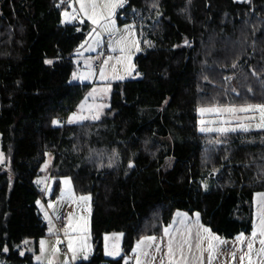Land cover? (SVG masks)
Returning a JSON list of instances; mask_svg holds the SVG:
<instances>
[{
    "label": "trees",
    "instance_id": "1",
    "mask_svg": "<svg viewBox=\"0 0 264 264\" xmlns=\"http://www.w3.org/2000/svg\"><path fill=\"white\" fill-rule=\"evenodd\" d=\"M69 3L0 0V135L10 162L0 165V264H35L16 246L49 237L35 185L49 155L51 199L65 178L91 197L93 254L76 264L108 261L104 237L114 233L122 257L109 262L124 264L177 212L199 213L226 240L252 234L264 129L200 133L197 112L264 104V0H126L118 22L142 38L140 78L111 83L104 116L81 124L66 122L90 85L70 78L92 26L62 22Z\"/></svg>",
    "mask_w": 264,
    "mask_h": 264
},
{
    "label": "rangeland",
    "instance_id": "2",
    "mask_svg": "<svg viewBox=\"0 0 264 264\" xmlns=\"http://www.w3.org/2000/svg\"><path fill=\"white\" fill-rule=\"evenodd\" d=\"M125 5V4H124ZM74 7L78 8L79 5L78 4H73ZM124 8V7H122ZM122 8H118L116 9V15H115V19H116V27L117 29H120L121 31H125V27H120L119 26V22H118V16H121L120 14H122L121 9ZM72 8L68 11V12H72ZM125 16V15H122ZM79 22V20H76ZM76 21L73 22H66V23H74ZM84 21H87L91 26L92 29L94 27V25L87 19H85ZM131 26V36L130 39L131 40H135L139 42V49H142V38L140 39L139 37L137 38V33L134 30V26ZM96 32L100 33V39L102 41L101 44L95 46V50H89V44L92 43V38L96 35V33L92 32L91 36H89L88 38V43L83 44V47L79 48V51L76 53V58L74 59V71L72 73V76L70 78V83L72 84H82V85H91L90 88L94 87V89H97V93L90 95V93H93V90H88V92L86 93L85 97L83 98V100L81 101V103L79 104V106L76 109V113H72V115L70 116L73 117L75 115L76 119H74V121L70 124H81L84 122H97L99 121L105 114V111L107 110V108L109 107V102L111 99V95H112V85L111 83L113 82H117L119 80H128V79H138L140 78V75L137 73L136 71V65H135V58L138 54V51H136V49L133 47L130 49L129 51V55L131 56V60H130V64H131V68H127L128 65V61H125L123 63H117V57L120 56V52L116 53L117 57L113 58L111 57V53H114V51H112L110 49L111 47V40H109L110 37L114 36L115 34H112L111 36L107 33H104L100 28H96ZM121 35H126V34H121ZM108 39V41L106 42V44H104V40ZM150 42L148 41L146 43L147 46H150ZM104 45L106 46L107 50H108V54L103 56L102 54V49L104 47ZM139 50V52H140ZM109 57H111V59H109ZM107 60L108 63L107 65H104V61ZM100 63L101 64V68L103 67L105 69V75H106V79L101 80L100 79V71H97L95 69V64ZM113 67H115V71H113ZM100 68V69H101ZM123 72L126 74L125 76H123ZM89 73H92L91 75H89ZM97 77H99V80H97ZM119 77H123V79H120ZM101 80V81H100ZM105 82V83H103ZM109 89V91L107 92H101L99 90L101 89ZM105 105V107L100 108L99 109V119H92V116L97 114V105ZM81 105H83V108L81 107ZM252 105H256V104H252ZM242 107V106H237V105H216V106H203L200 108H212V107H219V108H225V107ZM245 106V105H243ZM199 108V109H200ZM198 109V131L200 133H207V134H227V133H233V132H227V133H219L216 131H210V132H201L200 128L201 127H209V128H218V127H228V128H236L237 130L234 132H243V130H241L240 126L241 125H247L249 126V130L248 131H255V130H262L260 128L256 127V124L258 122L259 119V114L258 113H236L234 116L231 114H216V113H212V112H208V113H204L203 115L200 114ZM81 117H86L84 119H81ZM249 117H255L254 119H249ZM201 120H204L205 123L202 125L200 123ZM227 120L228 123H222V121ZM51 155L48 156L46 163L42 166V175L40 177H38L35 181V185L36 187L41 190L44 193L45 198H47V206L43 203V201L39 202V208L41 210V212L43 213L46 222L48 224V234L49 237L43 238L41 240L46 241L47 244H45L46 247V252L45 253H41V251H39L38 253H36L35 250V239H27V243H25V241L21 244V245H17L16 248L21 250V252L23 253L22 255H25L26 253L29 254L30 256H32L34 263L36 264H49V261H52V264H65V261H68V264H73L75 262H78L80 259L79 254H90V245H89V240L91 239L89 237L90 234V218H91V197L88 195H84L87 197H90L89 200L87 201H80L78 198L80 196L74 194V196L77 198L75 201L77 203V212L78 215L77 217L74 219L72 218V228L69 230V236L72 238L73 240V245L74 247H78V245L83 242L87 244V248L83 249V251L78 252L77 254V258L75 260H72V253L68 251V238L64 236V230L65 227L67 225L64 226L63 228V235L59 236V235H55L54 233V228L55 225L53 223V219H52V214L53 216H59L61 209L58 207L57 202H55V200H52L50 198L51 195V190L53 188V179L51 178V182H50V188H49V192L45 191V184L46 182L49 180V174L47 173L46 169L47 167L51 164ZM0 162L4 165V166H9L10 162L9 160L6 158L4 152L2 151V141H1V135H0ZM8 164V165H5ZM67 180L70 181V187L71 190L73 192V186H72V182L69 178H65ZM63 179V181L65 180ZM63 190L66 193L67 191V187L63 186ZM74 193V192H73ZM52 204L53 207L49 208L48 205ZM45 213H47V217L45 215ZM59 214V215H58ZM256 218V217H255ZM86 221V228L84 225V222ZM51 229V232L49 231ZM57 238L60 239V243L57 245ZM39 240V242L41 241ZM59 248V252L58 253H54L53 252V248ZM33 254V255H32ZM37 257H39V260H37Z\"/></svg>",
    "mask_w": 264,
    "mask_h": 264
},
{
    "label": "snow or ice",
    "instance_id": "3",
    "mask_svg": "<svg viewBox=\"0 0 264 264\" xmlns=\"http://www.w3.org/2000/svg\"><path fill=\"white\" fill-rule=\"evenodd\" d=\"M65 0H61V3H64ZM75 3L79 5L78 8L74 7L72 3L68 4V7L72 8V12L64 11V21L62 22H73L76 20H79L80 23H84V20H89L93 25L92 32L96 33V35L92 38V43L89 44V50H95V46L102 43L100 39V33L96 32V28H100L104 33L109 34L110 36L114 33H117L119 30L116 27V9L124 7V4L126 3V0H75ZM79 30V29H78ZM125 33L126 35L119 36L118 39L115 40V46L112 47V51H117V49L120 52V56L117 57V63H123L125 61H128L127 68H131L130 60L131 56L128 54L131 48H135L136 51H139V42L135 40H131V26L125 27ZM91 36V33L89 34ZM85 43H88V41H85ZM84 45H81L83 47ZM111 59V57H109ZM45 63L51 64V60H46ZM104 65H107L108 61L105 60ZM235 67V65H233ZM115 67H113V71H115ZM92 73H89L91 75ZM105 75V69L102 67L100 69V79L104 80L106 79ZM120 79H123V77H119ZM101 92H107L109 89H101L99 90ZM251 91V89H250ZM97 93V89H93V93H90V95H93ZM83 108V105H81ZM97 114L92 116V119H99V109L105 107V105H97ZM199 112L201 115L204 113L212 112L216 114H231L235 115L236 113H258L259 119L256 124L257 128L264 129V104H248L242 107H225V108H219V107H212V108H200ZM86 117H81V119H84ZM255 117H249V119H254ZM76 119L75 115L71 117L68 121V123H72ZM55 123H59V121H54ZM200 123L203 125L205 123L204 120H201ZM222 123H228L227 120L222 121ZM241 130L248 131L249 126L247 125H241ZM236 128H228V127H218V128H209V127H201V132H210V131H216L219 133H227V132H234L236 131ZM129 167H132L130 164ZM65 186L67 187V192H62V197L66 194L68 199L75 201L77 198L74 196L71 187H70V181L65 179L63 181ZM207 185H205V188ZM258 209H257V216L259 219V223L254 228L252 232V237L247 242V252L243 253L240 257L241 264H243L245 258H247L248 264H253V250H254V244L256 242L257 237L259 236V244L260 248L256 250V256L257 257H264V193H258ZM80 201H87L90 199V197L87 196H80L78 198ZM39 204V201L37 202ZM49 208H52L53 205L49 204ZM47 217V213H45ZM177 215L183 216L185 219L187 218V214H181L178 213ZM196 219L193 222L192 226H185L182 238L179 241H176L174 237L170 236L169 229L165 228L164 233L166 236H169L168 244H167V258H168V264H188V255L192 252V228L194 227L196 229V244L195 247L200 251L201 255L197 259L200 261V264H203V254L207 253V262L208 264H212L213 259L215 258V255L218 252L219 246L226 243V241L221 240V238L214 233L211 232V230L207 227H204L202 224H200L199 219V213H196ZM185 220H181V224H184ZM85 228H86V221L84 222ZM72 228V218L69 216V224L65 227L64 230V236L68 238V251L72 253V260H75L77 258L78 252L83 251V249H86L88 246L86 243L81 242L78 247H74L73 240L69 236V230ZM51 232V229L49 230ZM107 240L108 238L105 237ZM155 236H148L143 238L142 240L137 242L136 248L133 249L136 255V264H142L141 257H147L149 256V252L146 250L145 245L147 248H151L153 244L156 241ZM237 241L240 243H244V237L243 235L237 237ZM60 239L57 238V245L60 243ZM27 243V241H25ZM46 242L44 240L40 241V251L41 253L46 252L45 247ZM206 245V246H205ZM5 252L8 251L7 247L3 249ZM155 251L159 252L160 247L158 245L155 246ZM54 253L59 252V248H53ZM23 254V253H21ZM119 249L114 246V250L112 252L107 251L106 249V255H118ZM233 259H235V253H232ZM84 259H87V255L85 254L83 256ZM37 260H39V257H37ZM49 264H52V261H49ZM65 264H68V261H65ZM163 264V261L161 262ZM259 264H264V260H260Z\"/></svg>",
    "mask_w": 264,
    "mask_h": 264
},
{
    "label": "crops",
    "instance_id": "4",
    "mask_svg": "<svg viewBox=\"0 0 264 264\" xmlns=\"http://www.w3.org/2000/svg\"><path fill=\"white\" fill-rule=\"evenodd\" d=\"M119 26L120 27H125V26H130V25H127V24L126 25H121V24H119ZM118 30L119 31L117 33H114L115 34L114 36L109 38V40H111V42H110V44H111L110 49L111 50H112V47L115 46V40L118 39L119 36H121V34H126L125 31H121L120 29H118ZM137 38H138V36H137ZM118 52H119L118 49H117V51H114V53H118ZM138 53H139V51H138ZM123 74H124L123 76L126 75L124 72H123ZM97 80H99V77H97ZM119 81H122V80H119ZM103 83H105V82H103ZM93 89H94V87L90 88V90H93ZM76 112H74V113H76ZM69 119H70V117L68 118L66 123H68ZM68 124H70V123H68ZM53 162H54V157L52 156L51 157V164L46 169L47 172L51 169V167L53 165ZM0 165H3V164L0 162ZM5 165H8V164H5ZM50 182H51V178L49 177V180L45 184V191L46 192L50 191L49 190ZM62 186H64V183H62ZM65 191H67V190H65ZM62 192H64L63 189H62ZM62 192H61V194H62ZM50 193H52V190H51ZM61 194H60V196L57 199H55V202H57L58 207L61 209L59 214L66 213L68 215V219H67V223H66V225H68L69 224V216H71V218H74V219L77 217V215H78V212H77L78 207H77L76 201L68 199L66 194L62 197ZM44 198H45V196H44ZM50 198H51V195H50ZM257 201H258V196L256 195L255 196V217L256 218H255L254 228H256V226L259 223V219H258V216H257V209H258V202ZM43 203L47 206V198H45ZM178 213L187 214L185 212H177L175 214V216H174V219L170 223V225H168L166 227V228L169 229L170 236L174 237L176 241H179L182 238V234H183L185 226L191 227L193 222L196 219V215L195 214L194 215L187 214V218L185 219L183 216L177 215ZM56 217L57 216H53V214H52L53 223H54V219ZM182 219L185 220L184 224H181V220ZM199 219H200V224H202L200 215H199ZM239 236H241V235H239ZM89 237H90V234H89ZM105 237H107L108 239L106 240ZM105 237H104L105 259L108 260V261L109 260H118V259H120L122 257L123 235L122 234H118V233L117 234L114 233V234L106 235ZM155 237L157 239H156L155 243L153 244V246L151 248H147V246L145 245L146 250L149 252V256L141 257L142 264H161L162 261H163V264H168V258H167L166 253H167V244H168L169 236H166L165 233L163 232L162 236H155ZM243 237H244V243H240L239 241H237V237L235 239H232V240H226V239L220 237L221 240L226 241V243H224V244L219 246L218 252L215 255V258L213 259L212 264H241L240 257H241V255L243 253L247 252V242H248V240L251 239L252 234L243 235ZM259 239H260V237L258 236L257 239H256V242L254 244V250H253V255H252L253 264H259L260 260H264V257H257L256 256V250H258L260 248ZM35 242H36L35 243V250H36V253H38L40 251V242L39 241H35ZM196 242H197L196 241V229L193 227L192 228V244H193V247H192L191 254L188 255V264H200V261L197 258L200 257L201 253L195 247ZM88 243L90 245V249L91 250L89 252L90 254H86L87 255V259L90 258L92 256V254H93V244H92L91 239L89 240ZM136 245H135L134 249L136 248ZM156 245H158L160 247V251L159 252L155 251V246ZM114 246L119 249V254L118 255H106V249H107V251L112 252L114 250ZM233 252L235 253V259H233V256H232ZM84 255L79 254V256H80L79 259L80 260L78 262L87 260V259L83 258ZM136 255H137V253H135L132 250V252L128 256L125 257L124 264H136ZM32 260H33V258H32ZM76 263L77 262H75L73 264H76ZM203 264H208V262H207V253L206 252L203 254ZM243 264H248L247 258H245Z\"/></svg>",
    "mask_w": 264,
    "mask_h": 264
},
{
    "label": "built area",
    "instance_id": "5",
    "mask_svg": "<svg viewBox=\"0 0 264 264\" xmlns=\"http://www.w3.org/2000/svg\"><path fill=\"white\" fill-rule=\"evenodd\" d=\"M107 41H108V39H105L104 40V44H106ZM108 53L109 52H108L106 46L104 45V47L102 49L103 56L107 55ZM111 57L116 58L117 54L116 53H111ZM100 68H101V64L97 63L95 65V69L96 70H100ZM67 219H68V215L66 213H61L58 217H56L54 219V225H55L54 233L56 235H59V236L63 235V228H64V226L67 223Z\"/></svg>",
    "mask_w": 264,
    "mask_h": 264
},
{
    "label": "water",
    "instance_id": "6",
    "mask_svg": "<svg viewBox=\"0 0 264 264\" xmlns=\"http://www.w3.org/2000/svg\"><path fill=\"white\" fill-rule=\"evenodd\" d=\"M123 235V234H122ZM103 264H110V262L109 261H106V262H104Z\"/></svg>",
    "mask_w": 264,
    "mask_h": 264
}]
</instances>
